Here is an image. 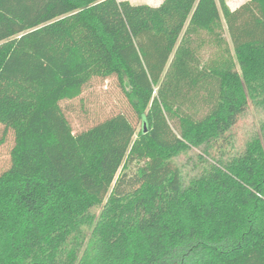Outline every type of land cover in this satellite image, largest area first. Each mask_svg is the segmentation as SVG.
<instances>
[{
  "label": "trees",
  "instance_id": "obj_1",
  "mask_svg": "<svg viewBox=\"0 0 264 264\" xmlns=\"http://www.w3.org/2000/svg\"><path fill=\"white\" fill-rule=\"evenodd\" d=\"M114 76L142 128L75 133L60 102ZM0 123V264H264V0H0Z\"/></svg>",
  "mask_w": 264,
  "mask_h": 264
},
{
  "label": "rangeland",
  "instance_id": "obj_2",
  "mask_svg": "<svg viewBox=\"0 0 264 264\" xmlns=\"http://www.w3.org/2000/svg\"><path fill=\"white\" fill-rule=\"evenodd\" d=\"M134 4L151 2L157 3L160 0H128ZM248 0H226L227 5L231 9H236ZM225 23V22H224ZM224 37L233 53V44L225 24ZM194 47L199 54L200 64H211L218 56L217 46L210 41L206 33H202L194 42ZM158 86L156 90H158ZM208 90H200L199 98H195L193 90L189 93V98L183 100V111L191 113L196 118L203 117L211 107L208 100ZM204 97L206 100L204 101ZM62 110L71 123L73 131L79 133L89 127H92L107 118L117 114L126 115L139 131L143 122L138 118L127 96L119 85L117 77L107 79L95 78L83 91L76 97L64 99L60 102ZM262 115L251 106L248 114L241 119L234 129L235 141L240 148L243 146L248 135L259 128V119ZM170 123L175 131H179V120L177 118L170 119ZM0 174L7 170L11 165V151L15 144L14 133L11 129L6 130L5 126L0 123ZM183 159H181L182 161ZM137 165L132 166V173Z\"/></svg>",
  "mask_w": 264,
  "mask_h": 264
},
{
  "label": "crops",
  "instance_id": "obj_3",
  "mask_svg": "<svg viewBox=\"0 0 264 264\" xmlns=\"http://www.w3.org/2000/svg\"><path fill=\"white\" fill-rule=\"evenodd\" d=\"M164 0H160L159 2L157 3H151V2H145V3H148V4H151V5H159L163 2Z\"/></svg>",
  "mask_w": 264,
  "mask_h": 264
},
{
  "label": "water",
  "instance_id": "obj_4",
  "mask_svg": "<svg viewBox=\"0 0 264 264\" xmlns=\"http://www.w3.org/2000/svg\"><path fill=\"white\" fill-rule=\"evenodd\" d=\"M145 126H146V124H145Z\"/></svg>",
  "mask_w": 264,
  "mask_h": 264
}]
</instances>
